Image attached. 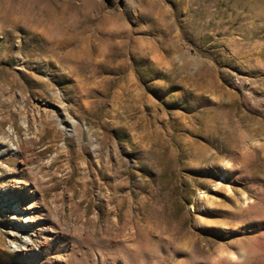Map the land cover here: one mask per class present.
<instances>
[{
    "label": "rangeland",
    "instance_id": "rangeland-1",
    "mask_svg": "<svg viewBox=\"0 0 264 264\" xmlns=\"http://www.w3.org/2000/svg\"><path fill=\"white\" fill-rule=\"evenodd\" d=\"M9 130L0 264H264V0H0Z\"/></svg>",
    "mask_w": 264,
    "mask_h": 264
},
{
    "label": "bare ground",
    "instance_id": "bare-ground-1",
    "mask_svg": "<svg viewBox=\"0 0 264 264\" xmlns=\"http://www.w3.org/2000/svg\"><path fill=\"white\" fill-rule=\"evenodd\" d=\"M76 124V122H73ZM0 142L3 145V153H5L7 150L11 152H17L18 149V137H15L13 135L12 130H9V133L6 134L4 137H0ZM250 199L248 195L245 193L240 194L239 196V207L244 208V206H247L250 204ZM32 218L28 216H24L21 218V223L27 225V228L31 227ZM11 235L18 241V243L13 244V247L15 250H27L34 248V242L30 238H26L23 234H18L16 232L11 233Z\"/></svg>",
    "mask_w": 264,
    "mask_h": 264
}]
</instances>
